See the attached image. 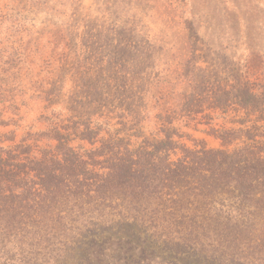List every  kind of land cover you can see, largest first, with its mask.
I'll use <instances>...</instances> for the list:
<instances>
[{
	"label": "rangeland",
	"instance_id": "obj_1",
	"mask_svg": "<svg viewBox=\"0 0 264 264\" xmlns=\"http://www.w3.org/2000/svg\"><path fill=\"white\" fill-rule=\"evenodd\" d=\"M240 78L264 86V0H0V111L16 120L0 133L15 131L17 142L51 124L84 128L95 112L121 136L222 147L213 129L246 117L225 95ZM108 226L104 236L131 238L128 256L211 264L119 218Z\"/></svg>",
	"mask_w": 264,
	"mask_h": 264
},
{
	"label": "trees",
	"instance_id": "obj_2",
	"mask_svg": "<svg viewBox=\"0 0 264 264\" xmlns=\"http://www.w3.org/2000/svg\"><path fill=\"white\" fill-rule=\"evenodd\" d=\"M225 95L246 117L213 129L222 147L121 136L95 112L84 128L0 133L12 141L0 146V264H150L128 256L131 238L104 236L117 218L211 264H264V86L240 78ZM70 129L92 146L73 145Z\"/></svg>",
	"mask_w": 264,
	"mask_h": 264
}]
</instances>
